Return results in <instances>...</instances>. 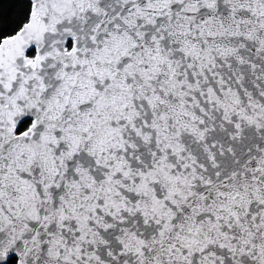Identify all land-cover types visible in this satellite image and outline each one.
I'll list each match as a JSON object with an SVG mask.
<instances>
[{"label":"snow or ice","instance_id":"snow-or-ice-1","mask_svg":"<svg viewBox=\"0 0 264 264\" xmlns=\"http://www.w3.org/2000/svg\"><path fill=\"white\" fill-rule=\"evenodd\" d=\"M0 264H264V0H0Z\"/></svg>","mask_w":264,"mask_h":264}]
</instances>
